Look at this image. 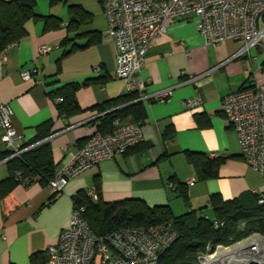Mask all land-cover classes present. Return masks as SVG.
Returning <instances> with one entry per match:
<instances>
[{
	"label": "crops",
	"instance_id": "1",
	"mask_svg": "<svg viewBox=\"0 0 264 264\" xmlns=\"http://www.w3.org/2000/svg\"><path fill=\"white\" fill-rule=\"evenodd\" d=\"M37 14L47 19L28 21L26 37L8 46L0 59V105L12 113L22 136L15 145L20 149H30L21 147L37 136V126L49 122L45 140L56 171L97 129L98 108L125 92L115 77L117 51L106 35L102 0H68L52 7L47 2ZM197 21L193 16L178 19L151 43L137 77L146 84L145 96L168 88L171 95L164 101H139L146 117L139 124L143 140L138 145L69 180L53 198L47 185L37 181L7 191L2 183L0 264H44L46 248L69 226L73 199L80 192L87 196L96 181L104 203L138 200L148 207L168 206L174 216L206 208L212 195L229 201L264 194V179L242 156L237 135L221 112L225 96L251 87L255 78L264 80V40L237 56L241 43L206 45ZM42 47L49 50L38 54ZM35 68L38 75L22 80V72ZM40 79L43 85L36 83ZM71 84L78 85L75 99L81 112L59 115L50 94ZM196 96L200 106H184ZM168 127L174 130L172 141L163 139ZM6 151L11 150L0 141V153ZM189 157L224 162L216 177L200 180ZM5 160H0V182L9 177ZM190 178H196L193 186L186 185Z\"/></svg>",
	"mask_w": 264,
	"mask_h": 264
},
{
	"label": "built area",
	"instance_id": "2",
	"mask_svg": "<svg viewBox=\"0 0 264 264\" xmlns=\"http://www.w3.org/2000/svg\"><path fill=\"white\" fill-rule=\"evenodd\" d=\"M16 0H0L7 4ZM107 21L106 35L116 46L115 77L123 83L124 94L137 95L135 102L145 99L164 101L171 88L145 96L146 84L138 79L151 43L165 33L167 25L178 19L197 18L196 29L206 45L214 48L226 41L241 43V56L264 40V0H102ZM49 49L42 47L38 54ZM4 52L0 53V59ZM99 68H93L98 75ZM35 68L21 73L24 81L38 75ZM195 78L190 81H194ZM44 84L43 80L36 81ZM62 98L53 102L59 103ZM196 108L199 96L183 102ZM221 112L235 131L241 154L248 165L264 179V80L255 78L253 85L225 96ZM1 143L18 156L27 149L15 146L22 141L12 123V113L0 105ZM143 140L141 127L129 120L115 119L108 133L95 130L84 145L54 172L47 187L51 194L61 192L69 180L117 155L126 153ZM6 161V160H5ZM190 178L187 186H193ZM171 190L175 186L170 183ZM264 196V194H262ZM87 197L97 201L95 190ZM259 204H264V197ZM85 208L73 206L69 226L57 241L46 248L44 264H158L159 257L177 239L171 223L141 228H122L102 235L94 234L84 218ZM223 223L213 222L214 228ZM196 264H264V237L254 233L231 245L207 247L199 253Z\"/></svg>",
	"mask_w": 264,
	"mask_h": 264
},
{
	"label": "trees",
	"instance_id": "3",
	"mask_svg": "<svg viewBox=\"0 0 264 264\" xmlns=\"http://www.w3.org/2000/svg\"><path fill=\"white\" fill-rule=\"evenodd\" d=\"M38 0H16L0 4V53L14 43L26 37L25 24L30 20L43 18L35 12ZM49 5L66 4L68 0H46ZM52 18V17H48ZM47 19V18H43ZM86 83H84L85 85ZM78 85H67L50 94L59 115H72L81 112L75 99ZM247 88H243L244 90ZM136 94H125L119 99L107 102L98 109L102 116L97 123V130L110 132L115 119L129 120L141 124L145 120L142 103L135 102ZM116 109V110H115ZM110 110H115L106 114ZM49 122L37 126V136L21 148L32 146L18 156L11 157L13 152L0 153V160L6 161L9 177L0 182V195L3 193L2 183H7L5 191L19 183L40 182L48 185L55 172L51 148L47 140ZM42 130V131H41ZM174 130L168 127L163 133L165 141H172ZM196 168L200 180L217 176V170L224 158L189 157ZM94 190L97 201H93L85 193H78L73 199L74 206L85 208L84 218L91 231L96 235L112 232L122 228H141L152 225L171 223L177 234L174 244L160 257L158 264H196L199 253L209 247L213 250L218 245H231L251 234L257 233L264 237V204H259L262 194H244L239 198L224 201L218 195L210 196L208 206L211 217L203 213L204 209L190 211L174 216L168 206L148 207L138 200L104 203L100 198V186L96 181ZM57 194V193H56ZM52 194V198L56 195ZM186 194L183 193V196ZM223 223L222 227L214 228L213 222Z\"/></svg>",
	"mask_w": 264,
	"mask_h": 264
},
{
	"label": "rangeland",
	"instance_id": "4",
	"mask_svg": "<svg viewBox=\"0 0 264 264\" xmlns=\"http://www.w3.org/2000/svg\"><path fill=\"white\" fill-rule=\"evenodd\" d=\"M45 3L47 4L46 0H38L35 6V12L41 13L44 9ZM207 215L210 216V213H207Z\"/></svg>",
	"mask_w": 264,
	"mask_h": 264
},
{
	"label": "water",
	"instance_id": "5",
	"mask_svg": "<svg viewBox=\"0 0 264 264\" xmlns=\"http://www.w3.org/2000/svg\"><path fill=\"white\" fill-rule=\"evenodd\" d=\"M116 110V109H115ZM115 110H110L109 112H107L106 114H108V113H111V112H113V111H115Z\"/></svg>",
	"mask_w": 264,
	"mask_h": 264
}]
</instances>
